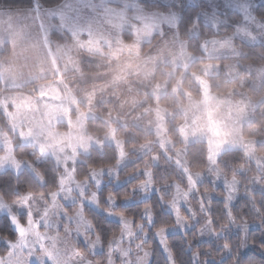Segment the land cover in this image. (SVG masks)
<instances>
[{
    "label": "clouds",
    "instance_id": "obj_1",
    "mask_svg": "<svg viewBox=\"0 0 264 264\" xmlns=\"http://www.w3.org/2000/svg\"><path fill=\"white\" fill-rule=\"evenodd\" d=\"M0 264H264V0H0Z\"/></svg>",
    "mask_w": 264,
    "mask_h": 264
}]
</instances>
